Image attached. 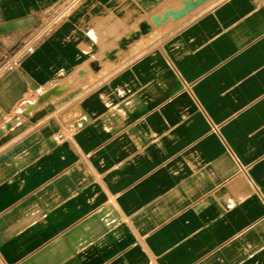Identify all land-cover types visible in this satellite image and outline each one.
Instances as JSON below:
<instances>
[{
    "label": "crops",
    "instance_id": "obj_1",
    "mask_svg": "<svg viewBox=\"0 0 264 264\" xmlns=\"http://www.w3.org/2000/svg\"><path fill=\"white\" fill-rule=\"evenodd\" d=\"M165 1L0 0V264H264V0L100 62Z\"/></svg>",
    "mask_w": 264,
    "mask_h": 264
},
{
    "label": "bare ground",
    "instance_id": "obj_2",
    "mask_svg": "<svg viewBox=\"0 0 264 264\" xmlns=\"http://www.w3.org/2000/svg\"><path fill=\"white\" fill-rule=\"evenodd\" d=\"M173 1V2H170ZM222 0H180V2L178 1L175 5H172L174 2V0H166L165 2L168 3H163L161 7V11L159 12H155L156 15H154L153 17H151L152 22L154 24H156V26H159L162 23H174L172 21L178 22V28L185 25L188 21H190L191 19H194L196 16H198L199 14L203 13L205 10H207L208 8L212 7L213 5L217 4L218 2H220ZM172 5V6H169ZM185 11V12H184ZM180 13H183V15L179 16ZM105 17H103V20ZM158 18V19H157ZM154 19L156 21H154ZM138 22L134 25H132L131 27H126L124 26V24L118 23L116 25L117 29H121L119 31V40L115 43H110V42H105L107 40L108 35H110L111 30L109 28H103L104 27V23L103 21L101 22L102 27L99 28V30H95V29H91V33L93 35V37L98 41V42H102L103 45V49H102V53L99 56V60L102 64L105 63L106 60H108L111 57V52H113V49L116 51V53H121L124 50V45L122 42L123 37L128 38V40L130 41V45H132V43L134 41L137 40V38L135 37V35H133L132 30L135 28H137V31L139 32L138 34L141 36H146L148 34H150L153 30V24L149 21H147L144 18H138L137 19ZM167 20V21H165ZM169 27H167L166 31L168 30ZM124 30V31H123ZM135 30V29H134ZM177 29H175L176 31ZM174 31V32H175ZM173 32V33H174ZM172 33V34H173ZM170 34V35H172ZM169 35V36H170ZM129 46V45H128ZM85 68H81L78 71V75L80 77H83L85 75ZM64 92V89L62 87H49L43 91L40 92V95L38 96V98L33 101L31 103V105L28 106V108L26 109L27 112H30L31 110H33L35 108V106L38 105H42L44 103H47L48 100L51 99H55L59 96H61V94ZM29 108H31L29 110ZM25 110V109H24ZM10 125V124H9ZM6 127H8V122L5 125V129ZM10 127V126H9Z\"/></svg>",
    "mask_w": 264,
    "mask_h": 264
},
{
    "label": "rangeland",
    "instance_id": "obj_3",
    "mask_svg": "<svg viewBox=\"0 0 264 264\" xmlns=\"http://www.w3.org/2000/svg\"><path fill=\"white\" fill-rule=\"evenodd\" d=\"M178 1L180 2V0H177V2ZM90 2H92V3H101V4H106L107 3L106 7H109V5H108L109 0H63V2L55 9V11L53 12V14L51 15V17L49 19L50 22L52 20V23L50 24L49 27H47L46 30L41 31L42 32L41 34L44 35L45 33H48L50 31V29L53 28L54 25H56V23L60 22L62 19L64 20V18L70 17V16L71 17H73L75 15L77 16V12L78 13H81V12L83 13V5L85 3H90ZM115 2H116V0H114V3ZM177 2L173 3L172 5H175ZM172 5H169V6H172ZM154 11L155 12H158V11L160 12L161 8H157V6H155V9L152 8V10H149L148 13L145 14V16L143 18L144 19H150L151 18L150 14L154 13ZM91 13H93V12H91ZM149 21L153 24V30L149 34V35H151L150 39L155 40L156 41L155 43H160L164 39L169 37V35L172 34L175 31V29H178V24H179L178 22L172 21L174 23L168 24L166 22V23L160 24L159 26H156V24H154L152 22V20H149ZM154 21H156V20L154 19ZM165 21H167V20H165ZM167 27H169V28L166 31ZM134 29H135V32H138L137 28L134 27ZM143 37H145V36H143ZM138 44L139 45L137 46V49L134 51V53H136V52L138 53L141 50L147 49L149 47V46L146 47L147 43H145L143 41V39L141 41H139ZM152 44L153 43H149V45H152ZM124 57L126 59L127 55H124ZM127 58L129 60L130 56L127 57Z\"/></svg>",
    "mask_w": 264,
    "mask_h": 264
},
{
    "label": "built area",
    "instance_id": "obj_4",
    "mask_svg": "<svg viewBox=\"0 0 264 264\" xmlns=\"http://www.w3.org/2000/svg\"><path fill=\"white\" fill-rule=\"evenodd\" d=\"M10 67H9V65L7 64V65H5V66H3L1 69H0V76L3 74V72L6 70V69H9Z\"/></svg>",
    "mask_w": 264,
    "mask_h": 264
},
{
    "label": "water",
    "instance_id": "obj_5",
    "mask_svg": "<svg viewBox=\"0 0 264 264\" xmlns=\"http://www.w3.org/2000/svg\"><path fill=\"white\" fill-rule=\"evenodd\" d=\"M184 12H185V11H184ZM180 15L182 16L183 13H180L179 16H180ZM136 35H137V33L135 34V36H136ZM127 42H129V40H127L126 43H127Z\"/></svg>",
    "mask_w": 264,
    "mask_h": 264
}]
</instances>
